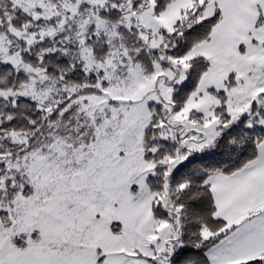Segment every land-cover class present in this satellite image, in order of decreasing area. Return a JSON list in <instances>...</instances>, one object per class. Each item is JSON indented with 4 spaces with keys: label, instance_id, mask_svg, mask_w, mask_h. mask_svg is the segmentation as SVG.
Wrapping results in <instances>:
<instances>
[{
    "label": "snow or ice",
    "instance_id": "6c2138e0",
    "mask_svg": "<svg viewBox=\"0 0 264 264\" xmlns=\"http://www.w3.org/2000/svg\"><path fill=\"white\" fill-rule=\"evenodd\" d=\"M0 264H264V0H0Z\"/></svg>",
    "mask_w": 264,
    "mask_h": 264
}]
</instances>
